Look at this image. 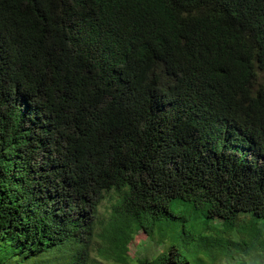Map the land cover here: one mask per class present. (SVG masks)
Segmentation results:
<instances>
[{
	"label": "trees",
	"instance_id": "obj_1",
	"mask_svg": "<svg viewBox=\"0 0 264 264\" xmlns=\"http://www.w3.org/2000/svg\"><path fill=\"white\" fill-rule=\"evenodd\" d=\"M263 77L264 0H0V264L264 251Z\"/></svg>",
	"mask_w": 264,
	"mask_h": 264
},
{
	"label": "rangeland",
	"instance_id": "obj_2",
	"mask_svg": "<svg viewBox=\"0 0 264 264\" xmlns=\"http://www.w3.org/2000/svg\"><path fill=\"white\" fill-rule=\"evenodd\" d=\"M110 202V198L106 199L103 202V206L100 208L101 215L106 214L110 210ZM246 219L247 218L242 216L237 224V228L232 233H222L223 237L231 241L245 240L244 238L248 239V235L246 233H242L243 230L247 227ZM213 224L214 222H211L208 225L209 227H213ZM184 225H186V231H188L189 233H193L195 236H197L200 231H204V228L206 227L202 220L193 221V224L191 222L184 223L181 228L184 236H186ZM208 234H210V236H218L217 232H209ZM189 236L191 237V234H189ZM156 238L157 239L155 242H151L145 232H140L130 245V254L133 258V261H131L130 264H137L136 260L139 258H142L144 256L152 258L154 254L156 255L166 250V246L160 244L158 242V237ZM220 246L224 251L227 250L228 252L225 251L226 253H222V251L218 248H213V256L211 255V257H207L205 255H202L204 253L199 255V253H197L198 250L195 248L192 249L191 247L188 252H192L193 250L194 251L191 255H189L188 259L192 261V264H264V251H256L250 255H241L236 250L234 245H227L226 247L225 245ZM230 254H233L234 256L231 257L229 256ZM213 257L215 259L214 262H212ZM241 260L247 261L240 262Z\"/></svg>",
	"mask_w": 264,
	"mask_h": 264
}]
</instances>
